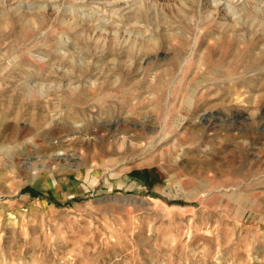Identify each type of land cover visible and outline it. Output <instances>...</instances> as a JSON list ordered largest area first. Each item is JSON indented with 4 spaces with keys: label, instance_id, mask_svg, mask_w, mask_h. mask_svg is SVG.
I'll return each instance as SVG.
<instances>
[{
    "label": "rangeland",
    "instance_id": "374dc122",
    "mask_svg": "<svg viewBox=\"0 0 264 264\" xmlns=\"http://www.w3.org/2000/svg\"><path fill=\"white\" fill-rule=\"evenodd\" d=\"M0 264H264V0H0Z\"/></svg>",
    "mask_w": 264,
    "mask_h": 264
},
{
    "label": "crops",
    "instance_id": "0c3cea01",
    "mask_svg": "<svg viewBox=\"0 0 264 264\" xmlns=\"http://www.w3.org/2000/svg\"><path fill=\"white\" fill-rule=\"evenodd\" d=\"M201 186H203V184L200 182L199 187H197V188H200Z\"/></svg>",
    "mask_w": 264,
    "mask_h": 264
},
{
    "label": "bare ground",
    "instance_id": "6f19581e",
    "mask_svg": "<svg viewBox=\"0 0 264 264\" xmlns=\"http://www.w3.org/2000/svg\"><path fill=\"white\" fill-rule=\"evenodd\" d=\"M220 8H223V4H220ZM160 92V91H159Z\"/></svg>",
    "mask_w": 264,
    "mask_h": 264
}]
</instances>
